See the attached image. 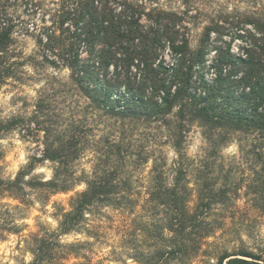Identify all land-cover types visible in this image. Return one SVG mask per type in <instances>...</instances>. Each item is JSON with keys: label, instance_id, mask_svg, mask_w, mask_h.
I'll return each instance as SVG.
<instances>
[{"label": "rangeland", "instance_id": "374dc122", "mask_svg": "<svg viewBox=\"0 0 264 264\" xmlns=\"http://www.w3.org/2000/svg\"><path fill=\"white\" fill-rule=\"evenodd\" d=\"M86 1L0 0L7 5L4 13L15 18L14 42L8 51L14 71L0 88V179L13 181L21 175L23 180V191L0 190V264H217L222 252L240 251L259 256V260L246 259L248 264H264V175L254 159L257 148L262 146L264 151V142L256 141L254 133L227 130L226 141L216 149L215 156L207 158L205 128L197 123L187 124L182 130L189 187L194 188L198 170L216 183L215 187L226 186L230 200L214 207L212 219L218 229L201 242L193 257L176 259L166 254L172 246L159 237L161 213L152 207H140L149 184L151 161L141 165L134 155L149 153L153 158H164L168 167L172 165L176 153L168 135L175 131L176 109L159 128L155 122L121 121L90 107L74 78L72 61L79 67L95 68L98 88L108 89L105 80L114 68L109 65L106 76L88 49L80 45L79 50H67L78 18L67 17L65 12L76 2ZM30 2L37 3L40 20L38 15H26L24 4ZM119 2L140 8V25L154 31L167 23V18L154 22L157 14L176 17L175 26H167L177 33L179 41L187 42L189 50H208V62L216 59L217 50L241 55L253 41L254 28L248 21L264 20V0ZM32 22L37 25L36 31L31 28ZM216 26L219 28L212 30ZM48 38L56 50L47 46ZM158 50L163 62L170 64L168 43L163 41ZM204 74L213 78L212 71ZM108 92L102 108L118 107L126 95L134 94L121 84L112 85ZM73 136L78 137L80 150L73 163V178L89 175L111 143L120 136L124 138L123 148L129 157L123 161L128 166H123L120 177L136 181L125 195L137 202L85 214L79 227L64 234L59 227L61 216L69 211L70 198L82 192L85 185L78 183L68 192L50 196L31 187L32 182L54 178L57 163L46 157L48 150L50 154ZM129 161L136 162L134 172Z\"/></svg>", "mask_w": 264, "mask_h": 264}, {"label": "trees", "instance_id": "16d2710c", "mask_svg": "<svg viewBox=\"0 0 264 264\" xmlns=\"http://www.w3.org/2000/svg\"><path fill=\"white\" fill-rule=\"evenodd\" d=\"M16 1L13 0V3ZM6 6L0 2V88L15 66L8 55L14 42L12 31L15 18L4 13ZM24 11L30 18H35L39 8L37 3L30 2L24 4ZM65 14L78 18L72 26L71 44L67 50H79L80 45L88 49L106 76L109 75V65L114 68L113 74L105 80L108 89L114 84H121L134 93L121 100L122 104L118 107L123 110L108 106L102 108L108 89L97 87L94 67H79L73 60L74 78L89 100L90 107L121 121L135 124L155 122L159 128L166 125L165 118L176 109L175 131L168 135V143L176 153L172 165L168 167L164 158H153L149 153L134 156L141 161V165L151 161L149 184L140 207H152L161 213L159 237L172 246L166 254L176 259L193 257L200 250L201 242L218 229L212 219L214 207L225 204L230 198L226 186L215 187L216 183L198 170L194 188L189 187L183 163L182 130L191 123L205 128L204 136L210 147L207 158L215 156L216 149L226 141L224 132L227 130L254 133L256 141L264 142V20L248 21L253 24V41L241 55L236 56L230 50H217L216 59L208 62V50H189L187 42L179 41L177 33L167 26H175L176 17L173 15L157 14L154 22L167 18V23L162 25L161 30L154 31L140 25L143 15L140 8L119 0L76 2ZM38 16L40 20L42 15ZM218 28L216 26L212 30ZM32 30H37L34 23ZM163 41L168 43V53L172 58L170 64L163 62L158 50ZM46 44L55 49L49 38ZM207 70L212 71L213 78L204 74ZM120 137L101 154L89 175L76 178L72 173L73 163L80 152L78 137H69L50 154L48 150L46 157L57 163L54 178L32 182L31 188L50 196L68 192L78 183L85 185L82 192L70 198L69 211L61 216L59 227L62 233L67 234L79 227L85 214L99 208H121L137 202L133 196L125 195L133 190L132 184L136 181L120 177L123 166L126 169L128 166L123 161L126 162L129 157L123 148L124 138ZM129 146H132L131 141ZM262 148L260 146L253 153L255 161L261 164L259 172L264 175ZM129 164L131 172L138 168L133 165L136 162L129 161ZM22 181L21 175L13 181L0 179V190L23 191ZM192 201L193 205L190 204ZM246 259L259 260V256L247 251L234 254L222 252L217 256V264H248Z\"/></svg>", "mask_w": 264, "mask_h": 264}, {"label": "built area", "instance_id": "2783aa9c", "mask_svg": "<svg viewBox=\"0 0 264 264\" xmlns=\"http://www.w3.org/2000/svg\"><path fill=\"white\" fill-rule=\"evenodd\" d=\"M31 28H32V27H31ZM117 101H118V99H117ZM118 109H119V110H123V108H122V107H118Z\"/></svg>", "mask_w": 264, "mask_h": 264}]
</instances>
